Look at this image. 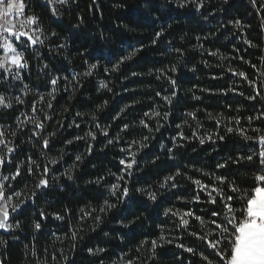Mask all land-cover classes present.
<instances>
[{
    "label": "trees",
    "instance_id": "obj_1",
    "mask_svg": "<svg viewBox=\"0 0 264 264\" xmlns=\"http://www.w3.org/2000/svg\"><path fill=\"white\" fill-rule=\"evenodd\" d=\"M32 9L40 18L45 36L50 38L45 40L42 50L33 46L28 52L30 78L25 76L22 89L15 92L23 96L27 92L24 103L10 111L0 110V128L7 134V143L16 148L10 154L11 162L5 163V173L11 176L17 168L22 172L15 180L10 179L9 193L15 190L27 196L34 188L38 175L27 173L28 157L37 161L41 170L50 159L59 156L61 150L63 160L53 169L59 179L52 182L51 188L43 195L38 193L35 202L28 201L27 206L12 217L11 222L19 221L21 227L0 230V240L7 241L6 245H0L1 261L3 264H63L64 256L69 257L68 264H128L129 261L134 264H188L189 260H198L176 245L183 243L202 250L201 242L188 233L205 234L207 229H202L193 217H185L190 220L185 229L178 216H165L164 211L167 208L192 211L208 219L206 213L215 205L207 203L203 193L199 202L187 203L200 191L187 177L207 184L215 183V175L230 172L229 179H235L242 188H251L255 183L253 177L259 174L258 162H242L228 169H218L216 164L224 163L230 156L248 154H253L256 161L255 153L260 150L255 141L229 134L226 128H242L252 136L258 135L254 129L264 130V120L249 122L247 119L264 112V101L246 99L255 94L253 89L240 76L228 71L229 67L244 71L264 92V78L260 75L264 71V0H257L255 5L251 0H228V3L204 0V7L199 10L192 4L180 7L176 0H69L68 5L57 9L56 16L38 0H32ZM236 20L241 22V27L229 23ZM162 30L164 35L153 44L155 33ZM53 31L56 36H51ZM245 40L259 47L251 48ZM60 44L65 47L59 48ZM177 48L183 50L182 62L180 53L175 51ZM134 49L141 51L124 62L118 72L105 71ZM208 50H219L228 58L221 60L219 56L209 55ZM202 61H207L209 66ZM97 62L99 67L94 74L84 77L82 74L88 70V64ZM45 64L49 67L41 71ZM173 66L177 67L175 73L170 71ZM160 70L177 81L176 98L170 107L161 97L170 95L174 89L163 76L157 79ZM133 72L140 75L133 76ZM55 76L61 79L52 86L50 80ZM100 80L108 82L112 91L101 89ZM53 87L56 88L54 99L49 96ZM233 88L236 91L227 95L221 92ZM205 89L208 91H203ZM12 90L0 79V93L15 97ZM240 92L244 95H239ZM40 96H44L43 101L39 100ZM194 96L201 99H194ZM48 100L52 103L50 109ZM104 101L108 102L107 107L99 111ZM136 101L138 103H134ZM125 105L132 106L120 114ZM33 106H36V117L45 121L43 136L56 133L50 139L49 148L43 150L46 155L41 154L39 137L32 135L33 124H23L21 129L15 126L22 111L31 115ZM153 109L171 112L168 121L157 118L164 125L159 131H155L157 119L144 116ZM190 112L196 113V120L187 115ZM45 113L52 119L47 120ZM209 113L218 118L223 114L224 119L217 124L209 119ZM92 114L97 116L101 127H107V137L95 127ZM141 119L154 129L151 133L139 126ZM236 120L240 121L239 125ZM125 124L130 127L122 131ZM89 131L96 133L90 155L86 151L90 138L75 139L84 137ZM181 133L188 139H182ZM216 133L225 135V140L199 144V136L213 135L215 138ZM117 135L120 140L109 145L108 139ZM143 136L150 137L149 146L137 156L138 167L127 185L129 197L106 215L101 213L103 223L98 228L91 218L81 220V208L86 211L98 208L104 199L117 203L116 197L109 194V186L117 181L109 173H121L123 165L119 161L126 153L120 149ZM68 140L74 142L68 144ZM0 155L7 156V149L0 148ZM77 155L83 157L82 163L76 161ZM73 165H76L73 180L69 181L61 174ZM31 167L36 170L35 165ZM197 169L214 175L206 176ZM176 171L186 174L176 178L177 187L161 189L159 184L163 178ZM98 177L103 178L101 184L89 183ZM139 188L156 191L157 201L137 191ZM233 204L239 206L235 198ZM42 211L46 218L41 215ZM54 213L65 218L55 219ZM132 220L135 223L130 227L122 226ZM34 221L41 223L39 231L34 229ZM73 231L78 232L76 241L71 239ZM161 234L174 242L157 248L158 258L153 259L150 242ZM141 241L149 243L140 247ZM89 248L106 251L92 255Z\"/></svg>",
    "mask_w": 264,
    "mask_h": 264
},
{
    "label": "snow or ice",
    "instance_id": "obj_2",
    "mask_svg": "<svg viewBox=\"0 0 264 264\" xmlns=\"http://www.w3.org/2000/svg\"><path fill=\"white\" fill-rule=\"evenodd\" d=\"M46 4L52 6L51 12L53 16L58 15L57 8L55 5H68L69 0H45ZM224 3H228V0H223ZM176 3L180 7H185L189 4L195 5L196 9L204 7V0H176ZM252 4H256L257 0H251ZM27 5L24 0H0V39H2V43H0V47L4 50V56L0 58V73L9 74L11 79L14 81L22 80V70L27 69L29 67L27 60L25 59V51H27L28 45L35 46L37 44L43 45L45 39H49V36H45L44 39H41L40 36L36 35V33H43V28L40 26V18L35 15H26L25 8ZM223 11V9H220ZM23 17V19H20ZM207 17H205L206 19ZM230 24H233L235 27H241V22L239 20L229 21ZM57 33L55 31L51 32V36H56ZM164 35L163 30L160 32H156L155 36L152 40V43L155 44L157 40ZM199 40L200 37H197ZM207 39V37H205ZM14 42H19V48H23V51L18 50V45ZM249 47L257 48L259 45L254 43L251 40L244 41ZM59 48L65 47L64 44L58 45ZM200 47H203L200 45ZM141 49H134L129 54L120 58L119 62L115 63L111 69L105 68V71H111L113 73L118 72L121 68V65L126 62L132 60ZM176 52L180 53L181 62L183 57L182 49H175ZM209 51V55L211 56H219L221 60L227 59L223 53H220L219 50ZM239 59L243 60V57H239ZM205 66H209L207 61H202ZM246 63L251 64V61H246ZM253 68L256 67L255 64L251 65ZM49 66L47 64L43 65L44 69H47ZM99 67V63H91L88 64V70L85 71L82 75L84 77H89L94 74V70H97ZM15 69V71H14ZM170 71L172 73L177 72V67L173 66ZM195 71V68L192 69ZM229 72H232L233 75L240 76L244 81L247 82L248 86L253 89L255 94H250L246 97L249 100H256L259 98L264 101V92H262L255 80L249 79L248 75L244 71H237L231 67L228 68ZM152 73H149L151 75ZM133 76L140 75L138 73L133 72ZM261 77L264 78V71L260 73ZM164 77L168 83L174 89L170 95H163L161 99L166 102V106H171L173 100L176 98V85L177 81L172 76L166 75L164 70H160L157 74V79ZM61 79L59 76H55L50 80V84L55 86L58 84V81ZM63 79L67 80V77H63ZM79 83V81H77ZM27 87V86H25ZM99 87L101 89H106L108 92L112 91V88L109 87L108 82L105 80L99 81ZM203 91H208L207 89ZM236 89H227L221 90V92L225 95L228 92H235ZM56 92V88L53 87L52 92L49 93L54 99V93ZM27 95V92H25ZM158 96L161 94L158 92ZM239 95L243 96L244 93L240 92ZM194 99H201L199 96H194ZM15 99L16 103L23 104L24 101L19 97H9L2 93H0V110L2 109H11L13 108V100ZM40 101L44 100V96L39 97ZM138 103V101L134 102ZM108 102L104 101L103 104L99 106V111H102L107 107ZM132 105H125L124 108H121L120 114H123L129 107ZM47 107L50 109L52 107L51 100H48ZM43 111V109H41ZM32 112H36V107H32ZM45 118L47 120H51L52 116L48 113H45ZM77 115H82L81 113H77ZM171 115L170 111H165L161 113L159 110L153 109L151 112H145L144 116L148 119H157L162 118L164 121H168ZM193 120H196V113L190 112L187 114ZM209 119H213L217 124L221 123V120L224 119L223 114L218 118L213 116L211 113L208 114ZM119 118V115L115 117ZM249 122L253 120H264V112L256 115L255 117L249 116L247 117ZM92 120L95 123V127L99 129L100 134L107 137L108 130L107 127H101L100 123L97 122L98 118L95 114H92ZM237 125H239L240 121H235ZM31 123L35 127L32 130V135L34 137H39V143L41 144L42 155H46L43 150L49 148L50 139L55 137L56 133H50L48 137L43 136V132L45 129V121L40 120L35 116H28L26 121H22V124ZM139 126L147 129L148 132H152L154 129L149 125V123L145 119H141L139 121ZM163 124L159 123L157 119V126L155 131H159ZM79 127V125H76ZM130 126L125 124L124 129L122 131H126ZM179 127V125L177 126ZM253 131L257 132L258 135L252 136L248 135L242 128H233L227 127L226 132L229 134H236L241 136L244 140L247 141H255L259 144L260 150L258 153H255L256 161H254V155H240L235 158L228 157L224 163H217L216 168L218 169H228L230 165L240 164L242 162L252 163L258 162L259 168L257 172L259 174L253 177L254 185L251 188H242L240 184L237 183L235 179H229L231 175L230 172H224L220 175H215V183H203L200 179H193L192 177H187L192 183L199 189L200 191L193 196L192 200L186 201L187 203L199 202L201 199V194H206V202L215 207L211 208L206 215L208 219L205 220L204 216L196 215L192 211H184L182 212L180 209H176L173 211L172 208H167L164 211L165 216H169L170 214L173 216H178L180 220V225L185 229L188 228L190 224V220L185 217H193L196 221L199 222V225L202 229H207L205 234H201L200 232L192 231L188 234L195 239L199 240L203 245V249L201 250L198 247H190L186 246L183 243H179L176 247L182 249L184 252L191 254L192 257H198V260H189L188 264H264V134L261 133L262 129H254ZM4 133L0 131V146H4L7 148V156H0V169L3 168L4 164L7 162H11V155L16 151L15 147L8 146L5 139H3ZM90 138V139H89ZM120 136L117 135L114 138L108 139V144L111 145L115 141L120 140ZM181 138L187 140L188 137H184L181 133ZM76 140L81 139H89V144L87 147V153L90 155L93 149L92 142L96 140V133L93 131H89L85 134L84 137L77 136ZM149 136H143L140 140H132L129 142L128 147L121 148L122 152L126 153V156L122 158L119 163L123 165V169L119 175L116 173H109L110 175L116 178V183H113L109 186V194L110 196L116 197L117 203H112L108 199H104L103 204L98 208H91L90 211H86L84 208L80 209V212L83 215L80 217L81 220H85L86 218H91L95 227H99L101 223H103V217L100 215L101 213L107 214L112 209H116L118 203H124L125 199L129 197V187L128 180L133 175V172L138 167L137 156L140 152H142L145 148H147ZM219 141L225 140V135H221L219 133L215 134V138L213 135L207 136H199L198 142L200 145H204L206 142L215 144ZM31 143L32 140L30 139ZM73 140H68V144H72ZM179 146V145H178ZM161 147H164L161 145ZM135 149V150H133ZM171 152V150H169ZM170 159H175L174 156H170ZM77 162H83V157L81 155H77L75 157ZM63 160V150H61V154L57 157H53L50 161L43 165L41 170V166L37 163V161L33 160L31 157H28V161L30 162V166L27 168L28 174H37L38 178L34 185V188L31 190L30 195L25 196L23 192H17L15 190L11 191L9 194V189L11 185H7V181L15 180L17 177L22 175L21 168H17L15 172L11 176L3 175V172L0 171V229L5 231H11L14 229H19L21 227L19 221L15 223L11 222L12 214L17 213L28 201L35 202L37 198V194H44V191L50 189L52 186V182L59 179L54 174V167ZM155 163V161H152ZM31 165L36 166V170H39L37 173ZM23 167V165L21 166ZM76 165L68 168L61 175L64 176L67 180H73V172ZM197 171L203 172L206 176H213V173L204 172L203 169H197ZM182 174L180 171H176L173 175H168L163 178V181L159 184L161 189H172L177 187L176 178L181 177ZM103 181L102 177H98L94 181H89V183L101 184ZM123 181V183H121ZM137 191L141 193H146L148 198L155 202L158 199V194L156 191H146L144 188H139ZM13 197L17 198V202H13ZM235 198V203L239 206H234L233 201ZM183 199V197H181ZM91 207V206H89ZM93 213H96L94 216ZM42 216L46 215L42 211ZM55 219L63 220L65 217L60 214H53ZM135 223V220L129 221L128 224H122L123 227L128 228L131 224ZM33 227L35 230L39 231L42 227L39 221L33 222ZM95 230V229H93ZM78 236L77 231H73L71 234V239L76 241ZM174 241L168 239L165 235L161 234L158 239L152 240L150 242L151 250H152V258H158V254L156 252L157 248H163L165 244H172ZM148 241H141L140 247H143L145 244H148ZM7 241L0 240V245H6ZM76 244L73 243L72 249L75 250ZM106 249L89 248L88 252L92 255H99L105 252ZM69 257H63V264H68ZM0 264H3L0 261ZM115 264V262H113ZM128 264H134L133 261H129Z\"/></svg>",
    "mask_w": 264,
    "mask_h": 264
},
{
    "label": "built area",
    "instance_id": "obj_3",
    "mask_svg": "<svg viewBox=\"0 0 264 264\" xmlns=\"http://www.w3.org/2000/svg\"><path fill=\"white\" fill-rule=\"evenodd\" d=\"M42 5H44V6H46V7H48L50 10H51V7L52 6H50V5H48V4H46V2H45V0H38ZM24 2H25V4L27 5V7L25 8V14L26 15H35L34 13H33V9H32V0H24ZM66 5H63V6H61V5H55V7L58 9V8H62V7H65ZM20 19H23V17H21ZM36 35H38V36H40V38L41 39H44V37H45V34H44V32L41 34V33H36ZM46 40V39H45ZM45 40H44V44H45ZM14 43H16L17 45H18V50H21V51H23V48H19V42H14ZM43 44V45H44ZM43 45H40V44H37V45H35L37 48H39V49H41L42 50V48H43ZM27 47V51H25V53H24V55H25V59L27 60V62H28V65H29V67L27 68V69H23L22 70V80H20V81H14V80H12L11 79V76L9 75V74H4V73H0V79L9 87V88H11V89H13L12 91H11V94H13L15 97H19V98H21L22 100H23V98L24 97H26L25 95L23 96V95H18V94H15V92L17 91V89L18 90H20V89H22V84H23V78L26 76V78H30V75H29V73H30V61H29V57H28V52H29V50L33 47V46H31V45H28V46H26ZM14 71H15V69H14ZM53 86V85H52ZM15 105V106H14ZM18 105V103H16V101H15V99L13 100V108H16V106ZM36 107V106H35ZM13 108H11V109H6V110H8V111H10V110H12ZM36 115H37V113L35 112V113H31V115H27L26 114V112L23 110L22 111V113H21V115L17 118V120H16V122H15V126L16 127H18L19 129H21V127H22V121H26L27 120V117L28 116H35L36 117ZM31 125V123H27V125ZM0 131H2L1 130V128H0ZM4 133V132H3ZM3 139H5V141L7 142V134L6 133H4V136H3ZM8 144V146H10L11 147V145L9 144V143H7ZM0 148H5V149H7L6 147H4V146H0ZM0 156H2V155H0ZM0 171H2L3 172V175H7V176H10V174L9 173H5V164H4V166H3V168L2 169H0ZM9 182H10V180L9 181H7V182H5L6 183V186L7 185H9Z\"/></svg>",
    "mask_w": 264,
    "mask_h": 264
},
{
    "label": "rangeland",
    "instance_id": "obj_4",
    "mask_svg": "<svg viewBox=\"0 0 264 264\" xmlns=\"http://www.w3.org/2000/svg\"><path fill=\"white\" fill-rule=\"evenodd\" d=\"M0 43H2V39H0ZM4 50L2 47H0V58L4 56ZM10 194V193H9ZM13 202H17V198L13 197Z\"/></svg>",
    "mask_w": 264,
    "mask_h": 264
},
{
    "label": "water",
    "instance_id": "obj_5",
    "mask_svg": "<svg viewBox=\"0 0 264 264\" xmlns=\"http://www.w3.org/2000/svg\"><path fill=\"white\" fill-rule=\"evenodd\" d=\"M28 204V203H27ZM27 204H25L17 213H13L12 214V217L14 216H17L26 206H27ZM12 219V218H11ZM0 230H2V229H0ZM2 231H5V230H2ZM0 261H1V258H0Z\"/></svg>",
    "mask_w": 264,
    "mask_h": 264
}]
</instances>
